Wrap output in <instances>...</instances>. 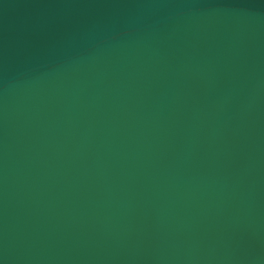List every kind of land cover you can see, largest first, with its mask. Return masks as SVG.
Masks as SVG:
<instances>
[{
	"label": "water",
	"instance_id": "obj_1",
	"mask_svg": "<svg viewBox=\"0 0 264 264\" xmlns=\"http://www.w3.org/2000/svg\"><path fill=\"white\" fill-rule=\"evenodd\" d=\"M0 264H264V0H0Z\"/></svg>",
	"mask_w": 264,
	"mask_h": 264
}]
</instances>
